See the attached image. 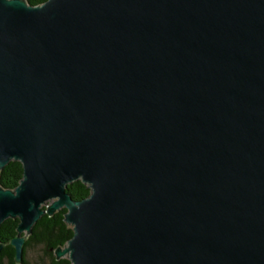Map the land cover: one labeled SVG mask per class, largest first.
Masks as SVG:
<instances>
[{"label": "water", "instance_id": "water-1", "mask_svg": "<svg viewBox=\"0 0 264 264\" xmlns=\"http://www.w3.org/2000/svg\"><path fill=\"white\" fill-rule=\"evenodd\" d=\"M11 160L16 263L65 208L71 264H264V0H0Z\"/></svg>", "mask_w": 264, "mask_h": 264}, {"label": "trees", "instance_id": "trees-1", "mask_svg": "<svg viewBox=\"0 0 264 264\" xmlns=\"http://www.w3.org/2000/svg\"><path fill=\"white\" fill-rule=\"evenodd\" d=\"M29 5H40L46 0H25ZM22 165L19 161L11 160L0 169V186L14 189L22 178ZM65 191L74 200H81L90 193L88 185L75 180L65 186ZM44 208V206H41ZM65 208L56 211L52 216L43 214L32 226L31 232L26 236L23 246V259L21 263L14 260V248L9 241L17 235L18 219L8 218L0 225V242L5 243L0 251V264H31L28 254L31 248L38 247L40 255L37 264H71L67 257L56 259L54 250L58 246H65L72 237V229L64 221ZM24 235V234H23Z\"/></svg>", "mask_w": 264, "mask_h": 264}, {"label": "rangeland", "instance_id": "rangeland-1", "mask_svg": "<svg viewBox=\"0 0 264 264\" xmlns=\"http://www.w3.org/2000/svg\"><path fill=\"white\" fill-rule=\"evenodd\" d=\"M47 203H50V201H47ZM39 255H40V251L38 247L31 248L28 254V259L31 261V264H37L36 261L38 260Z\"/></svg>", "mask_w": 264, "mask_h": 264}]
</instances>
